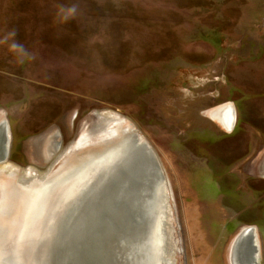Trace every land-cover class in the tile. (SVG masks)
<instances>
[{
	"label": "rangeland",
	"instance_id": "obj_1",
	"mask_svg": "<svg viewBox=\"0 0 264 264\" xmlns=\"http://www.w3.org/2000/svg\"><path fill=\"white\" fill-rule=\"evenodd\" d=\"M225 104L230 129L211 114ZM0 116L18 168L0 169V264L81 244L68 219L112 185L100 143L129 125L165 181L153 162L161 208L141 206L136 264H231L245 226L264 264V0H0ZM121 241L107 263H130Z\"/></svg>",
	"mask_w": 264,
	"mask_h": 264
},
{
	"label": "bare ground",
	"instance_id": "obj_2",
	"mask_svg": "<svg viewBox=\"0 0 264 264\" xmlns=\"http://www.w3.org/2000/svg\"><path fill=\"white\" fill-rule=\"evenodd\" d=\"M211 111L212 116L217 118L226 129L231 127L234 116L232 105L225 104ZM106 116L107 115L103 114V119L107 118ZM2 118L0 119V169L6 168V172H13L16 174L18 173V168L6 159L9 154L10 135L7 123ZM118 123L120 124V121H118L117 124ZM124 129L125 130L122 131L116 127L115 132L110 135L111 137L108 136L110 137L108 138L110 141L108 140L104 143H100L104 145H102L100 154L97 156L98 160L101 161V163L105 160L109 162L108 164L115 166L108 178V181L111 182L112 185L108 188L100 186L98 189L96 188L95 191L88 192L83 197L81 196L83 201L79 204H77L78 202L76 201L77 207H75L74 212H71V216L68 220H74L77 216V212L80 213L82 222H79L78 228L77 226H75V228L77 230V236H80V241H78L83 245L81 246V244L78 243L79 245L76 247L74 246L69 256L65 253L66 255L63 257L62 264H71V256L73 257V255L74 257L75 255L78 257L77 264H120V262L107 263L106 254L109 252L111 253L113 248L120 253L123 247L120 242L124 239L129 248L128 252L131 253L127 256V261L130 262L128 264H136L135 256H133L134 248L136 249V246L140 244L141 240L146 243L150 242V232L145 226L140 227V225H137V218L144 211L141 206H144V209H148V211L156 207V210L158 208L159 215L161 206H158V204L160 205V203L156 205L152 201L154 196L156 197L158 195V188L160 187L155 174L158 172L157 174L160 177L162 185H164L163 183L165 181L163 180L164 177L162 176L161 167L160 165L158 166L156 162V154L151 145L143 140L144 138L140 135L141 132L139 133L130 125ZM101 136L102 139L105 138V135L101 134ZM56 145L59 146V141L55 143V146ZM150 152H152L154 158L148 156ZM153 162L158 170L157 172L155 171L156 173H154L153 170ZM117 165L119 166L117 167ZM92 180L95 181L94 179ZM164 188L165 197L169 198V192H171L169 186L166 185ZM99 190L100 192L98 193ZM73 194L75 195L77 193L75 192ZM134 219H136V222H134ZM83 221H85L87 225L83 224ZM73 222H76V220ZM73 222L71 221V223ZM71 229H73V227ZM241 230L242 235H240L232 247L231 264H259V245L256 240L255 228L245 226ZM71 232L72 230L69 234H71ZM126 238H130V240L127 241ZM89 248H92V252H87ZM151 250L152 247L150 251ZM149 257L152 259L151 254ZM244 257H246V260ZM150 259L148 261H150ZM152 261H150L151 264ZM140 262L143 263V261ZM125 264H127V262Z\"/></svg>",
	"mask_w": 264,
	"mask_h": 264
},
{
	"label": "flooded vegetation",
	"instance_id": "obj_3",
	"mask_svg": "<svg viewBox=\"0 0 264 264\" xmlns=\"http://www.w3.org/2000/svg\"><path fill=\"white\" fill-rule=\"evenodd\" d=\"M233 121V120H232ZM230 129V128H229Z\"/></svg>",
	"mask_w": 264,
	"mask_h": 264
}]
</instances>
